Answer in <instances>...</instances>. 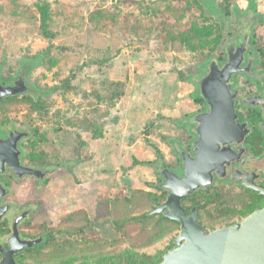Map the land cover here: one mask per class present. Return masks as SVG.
<instances>
[{
  "label": "rangeland",
  "instance_id": "rangeland-1",
  "mask_svg": "<svg viewBox=\"0 0 264 264\" xmlns=\"http://www.w3.org/2000/svg\"><path fill=\"white\" fill-rule=\"evenodd\" d=\"M41 2L51 6L47 33L41 29ZM250 5L264 13V0H0V79L11 83L28 65L29 83L48 115L28 117L29 103L15 99L0 104V121L20 131L38 128L42 136L37 140L45 137V162L31 166L24 161L27 166L61 168L42 186L34 179L11 181L7 200L17 209L36 207L22 225L31 236L39 235L42 225L55 231L81 227V220H65L84 211L93 220L87 235L99 246L97 253H86L91 240L56 234L71 238L78 252L69 244L62 259L25 257L24 264H95L99 257L112 259L128 251L160 261L175 247L180 228L149 245L132 240L113 245L119 238L115 221L153 211L151 196L164 183L156 168L180 167V151H188L194 138L187 121L201 109L194 101L199 97L196 79L207 73L211 61L221 59L226 21L237 29V19ZM98 13L103 15L93 16ZM192 24L211 27L199 44L203 55L164 36L163 31H193ZM258 34L263 47L264 23ZM120 82L124 94L117 99L113 83ZM227 188L217 190L230 204L249 198ZM246 209L205 217L204 230L234 225L251 214Z\"/></svg>",
  "mask_w": 264,
  "mask_h": 264
},
{
  "label": "water",
  "instance_id": "water-1",
  "mask_svg": "<svg viewBox=\"0 0 264 264\" xmlns=\"http://www.w3.org/2000/svg\"><path fill=\"white\" fill-rule=\"evenodd\" d=\"M245 44L238 49L228 51V62L221 68L216 60L211 61L208 74L200 79L201 97L210 107V111L195 116L198 139L192 145L193 156L182 152L183 177L167 168H157L161 173L164 189L169 191L166 201L152 212L163 214L166 218L180 224V233L175 247L169 250L160 264H264V206L252 212L240 222L210 232L200 224L197 210L187 213L183 201L196 191L208 188L214 183V172L220 178L225 176V165L233 162V152L227 145L242 142L247 132L237 124L235 114V93L230 87L233 75L242 72ZM2 65L0 64V74ZM31 88L25 79L19 78L14 85H5L0 81V100L10 96L24 94ZM26 131H13L5 137L0 129V174L10 170L22 179L25 176L43 181L54 170L43 171L26 166L20 144L27 138ZM224 146V147H222ZM247 177L236 176L234 180L244 181V186L260 192L264 188L247 182ZM9 191L0 182V201ZM10 206L0 204V221L6 217ZM28 212L13 222L12 235L8 239V248L0 246L2 256L0 264H19L15 255L39 245L43 238L22 240L19 225Z\"/></svg>",
  "mask_w": 264,
  "mask_h": 264
},
{
  "label": "trees",
  "instance_id": "trees-1",
  "mask_svg": "<svg viewBox=\"0 0 264 264\" xmlns=\"http://www.w3.org/2000/svg\"><path fill=\"white\" fill-rule=\"evenodd\" d=\"M39 13L41 15V29L43 32L47 33L50 27V21H52V13H51V6L48 2H41L37 4ZM103 15L102 13H98L97 15L93 16H100ZM192 29H185L181 30L179 32L170 31L168 34L166 31L164 32L165 37H170V42L173 44V42L180 41L183 44L189 47V51L192 53L200 52L203 55L205 48L200 47L199 44L203 43L204 39H206L208 36H205V33H207L208 28H211L209 26H201L198 27L197 24H192ZM214 32H212L213 34ZM216 36L218 35L217 32L214 33ZM102 63H106V60L101 61ZM99 63V62H97ZM200 78L196 79L197 83L200 81ZM113 86H117L115 89V95L118 99L121 95L124 94V84L122 82L120 83H113ZM111 97L113 99L114 95ZM197 102H204V99L201 97V94L199 92L198 94ZM15 99L20 100L21 102L29 103L30 105V114L28 117H31L34 112L42 113L45 116L47 115V110L45 109V102L42 99V96L32 94V93H24L16 96H10L5 99L0 100V104L3 102H9L14 101ZM1 117V114H0ZM3 120V119H2ZM4 121V120H3ZM2 122L0 121V126H2ZM98 130L102 129V126H96ZM150 131V126H147L145 128V135L148 136ZM29 133V136L25 138L23 141L24 143L28 142V146H24L23 151V161H27L31 165L33 162L39 161L41 164L45 162V159L47 158V153L44 149V139L43 136L39 141L37 140L38 137L42 136L39 133V129L37 128L36 132L31 133L27 130ZM148 138V137H147ZM30 148V150H29ZM180 162L182 161L181 152L179 154ZM25 163V162H24ZM145 164V163H144ZM147 164V163H146ZM149 164V163H148ZM32 166V165H31ZM169 166H166L167 169ZM159 168V167H158ZM157 170V168H156ZM157 173L161 176L162 182L164 181L162 175L160 172L157 171ZM12 180H8L7 186L10 187V182ZM164 184V183H163ZM163 184L156 185L157 190L160 192L154 193L151 198L153 200V211L156 210L160 205H162L163 201L166 200V198L169 195V191L164 189ZM117 202V201H116ZM115 202V203H116ZM260 204V201L256 198H254L252 195H249V198L243 202L241 205H234L230 204L226 201V199L223 196L222 192H219L217 189H214L213 187L203 188L198 191H196L193 195L187 197L183 201V205L186 208V211L188 214L191 213L193 209L197 210V215L199 217V221L201 226L204 228L203 220L205 217H211V216H217V215H223L224 211H227L229 213L233 211H241V210H248L251 209L252 206L253 209L249 210L250 213H252L254 210H256ZM214 206V207H213ZM213 207V209H212ZM139 215V216H128L123 219H119L115 221V230L119 236V238L116 239L115 242L112 244L115 245L116 242L120 241H130L132 240L134 243L138 245H149L155 242L157 239L163 237L169 232H172L176 229L180 228V224L176 221L170 220L166 218L163 214L159 215H152V212ZM248 211V212H249ZM226 212V213H227ZM217 215H216V214ZM83 222V225L81 227L76 226L74 229L70 231H55L53 229H47V226H40V234L37 236H31V235H25L22 231V234L26 238L30 239H38V237L43 236L44 239L42 243L39 245H36L35 247L31 249L25 250L23 253H20L17 255V261L19 264H24L25 257L32 258V259H40V258H63V255L66 254V246L70 244L69 248L72 252H78V249L75 248V246L72 244L71 238L62 240L58 239L56 234L61 233H69L70 236H73L75 239H79L80 237L84 238L85 240H91L92 247H88L87 249H84L86 253H97L99 250V246L97 245V239L93 236L87 235V229L93 224V220H91L84 211H77L76 213L70 215L65 221H72L74 224L79 223V221ZM12 219L11 217H4L0 221V244L2 241H5V239L11 234L12 230ZM24 224V223H23ZM22 224V225H23ZM21 225V230H22ZM136 231V233H133ZM97 246V247H96ZM96 247V252L93 250V248ZM101 248H104L101 246ZM50 250V251H49ZM166 254V253H165ZM164 254V255H165ZM164 257V256H162ZM109 263H106V262ZM163 261L161 258L160 261L154 260L153 257L147 256L145 254H136L132 251H128L126 253H121L120 255H117L115 258L104 260L102 257H99V260L95 264H160Z\"/></svg>",
  "mask_w": 264,
  "mask_h": 264
},
{
  "label": "flooded vegetation",
  "instance_id": "flooded-vegetation-1",
  "mask_svg": "<svg viewBox=\"0 0 264 264\" xmlns=\"http://www.w3.org/2000/svg\"><path fill=\"white\" fill-rule=\"evenodd\" d=\"M226 23L228 28H226L224 31L221 59L219 60L217 59L216 61L218 62L219 66L222 68L228 62V51L238 49L239 47L245 44L246 49L244 48L245 49L243 54L244 57L241 65V68L244 70L232 76L230 80V87L232 89V92L235 93L234 107L236 114V122L237 124L243 126V130L244 132H247V134L244 136L242 142H233L230 145H227V147L230 148L231 151L233 152V156L235 160L231 162V164L225 165V176L223 178H220L217 171L214 172V183L209 187L226 191L228 190L227 186L231 185L235 188H238L239 190H242L244 193H248L252 195L254 198L264 203V196L261 195L260 192L252 188L245 187L243 184L244 183L243 180L242 181L234 180L236 176L247 177L246 179L247 182L254 183V185L264 188V43L262 47L259 44L262 43V41H258V39H261V35H259L258 32L264 23V13L261 14L257 13L255 9L250 5L237 19V23H238L237 29L235 30L232 29V25H230L229 21H226ZM27 67L28 65H23L18 75L14 78V80L11 83H5L2 81L3 84L11 86L14 85L19 78H23L25 79V82L28 85V87L31 88V90L26 93L35 94V90L29 83ZM208 72L209 69L207 70V73L204 76H202L200 79L205 77L208 74ZM198 92H200L199 89ZM197 99L198 97H196L194 101L197 102ZM198 104L201 106V109L199 112H197L194 115V117L199 114H204L210 111V107L207 105L205 100L204 102L202 103L199 102ZM194 117H192L191 119H189V121H187V125L188 127H190V133L193 134L194 138L190 144V149L188 151L186 150L180 151L181 154L182 152L186 151L191 153L193 156L195 155V153L193 152L192 145L198 139V136H197V124L193 121ZM0 129H1V133L5 137H7L9 133L13 131H17V129H14L12 126L11 127L0 126ZM23 144L24 141H22L20 144L21 150L23 148L22 146ZM180 163H181L180 167L170 170L176 173L179 177H183V169H182L183 163L182 161ZM59 170H61V168L55 169L53 174L58 172ZM50 175L52 174L46 175L43 181L39 182L36 180V178L30 176H25L22 179H18L17 176L12 174L10 170H7L5 173L0 174V182L9 191L7 196L0 201V204L2 206L5 205L10 206V211L6 216L9 217L10 213L12 214L11 217L12 225L18 216L28 212L26 218L23 219L19 225L20 237L22 240H36V239L26 238L22 234V230H21V225L25 221H28L30 219V217L35 212L36 207L34 208L31 206L32 207L31 209H17L13 201L7 200V198L13 192L12 187H8L9 185L7 186V182L8 180L17 182L24 179H34L40 186H42ZM11 235L12 232L5 239V241H2L0 246H3L4 248H8L7 241ZM41 237L44 239L43 236L38 237V239ZM19 254L15 255L16 260H17V255ZM0 258H2L1 254H0Z\"/></svg>",
  "mask_w": 264,
  "mask_h": 264
}]
</instances>
